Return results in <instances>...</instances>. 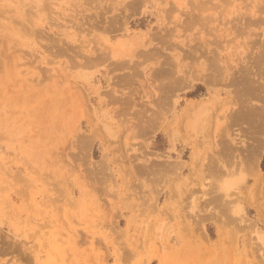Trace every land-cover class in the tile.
<instances>
[{"label": "rangeland", "instance_id": "374dc122", "mask_svg": "<svg viewBox=\"0 0 264 264\" xmlns=\"http://www.w3.org/2000/svg\"><path fill=\"white\" fill-rule=\"evenodd\" d=\"M0 264H264V0H0Z\"/></svg>", "mask_w": 264, "mask_h": 264}, {"label": "bare ground", "instance_id": "6f19581e", "mask_svg": "<svg viewBox=\"0 0 264 264\" xmlns=\"http://www.w3.org/2000/svg\"><path fill=\"white\" fill-rule=\"evenodd\" d=\"M132 4V3H131ZM133 4H134V2H133ZM135 5V4H134ZM133 6V5H132ZM162 65V64H161ZM162 67V66H161ZM165 69V68H164ZM164 75V74H163ZM242 81V80H241ZM233 82V81H232ZM241 83V82H240ZM243 86V85H242ZM246 87V86H245ZM248 90V89H247ZM244 107V106H243ZM201 110V109H200ZM241 109H239V111H240ZM203 111V110H202ZM242 111V110H241ZM244 114H246V112L244 113ZM248 114V113H247ZM247 117V116H246ZM245 117V118H246ZM242 118V117H241Z\"/></svg>", "mask_w": 264, "mask_h": 264}]
</instances>
